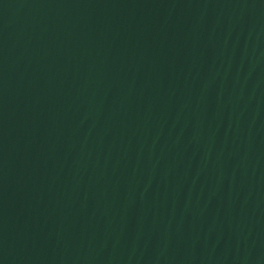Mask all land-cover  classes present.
Here are the masks:
<instances>
[{
  "label": "water",
  "instance_id": "95a60500",
  "mask_svg": "<svg viewBox=\"0 0 264 264\" xmlns=\"http://www.w3.org/2000/svg\"><path fill=\"white\" fill-rule=\"evenodd\" d=\"M0 264H264V0H0Z\"/></svg>",
  "mask_w": 264,
  "mask_h": 264
}]
</instances>
